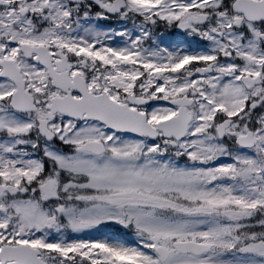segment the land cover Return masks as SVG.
<instances>
[{"label": "snow or ice", "instance_id": "6c2138e0", "mask_svg": "<svg viewBox=\"0 0 264 264\" xmlns=\"http://www.w3.org/2000/svg\"><path fill=\"white\" fill-rule=\"evenodd\" d=\"M0 264H264V0H0Z\"/></svg>", "mask_w": 264, "mask_h": 264}]
</instances>
